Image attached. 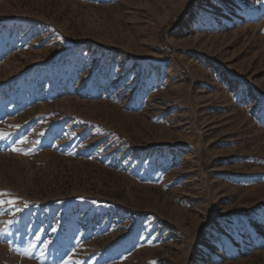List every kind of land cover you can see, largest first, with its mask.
<instances>
[{
  "label": "rangeland",
  "instance_id": "374dc122",
  "mask_svg": "<svg viewBox=\"0 0 264 264\" xmlns=\"http://www.w3.org/2000/svg\"><path fill=\"white\" fill-rule=\"evenodd\" d=\"M0 135V264H264V0H0Z\"/></svg>",
  "mask_w": 264,
  "mask_h": 264
},
{
  "label": "snow or ice",
  "instance_id": "6c2138e0",
  "mask_svg": "<svg viewBox=\"0 0 264 264\" xmlns=\"http://www.w3.org/2000/svg\"><path fill=\"white\" fill-rule=\"evenodd\" d=\"M6 139L5 136L0 135V140ZM26 140H22L21 143H26ZM13 151L17 152V153H21L24 155H27V152H24L22 149L20 148H14ZM6 198V199H5ZM29 204L28 202H24V206L23 208H21L19 206V198L13 197L12 194L6 192V191H0V213H8L11 212V214L13 216H15L18 213H22L24 211V209L28 208ZM9 224H12L13 221L9 220L8 221ZM6 231V229L4 230ZM37 241H40V237L37 236L36 237ZM42 243L44 244L45 247H47V243L48 242H44L42 241ZM25 255H30V253H28L27 251L24 253ZM65 264H75V262H73L71 260V258L68 261H65Z\"/></svg>",
  "mask_w": 264,
  "mask_h": 264
}]
</instances>
